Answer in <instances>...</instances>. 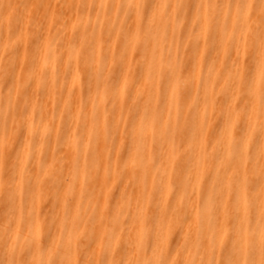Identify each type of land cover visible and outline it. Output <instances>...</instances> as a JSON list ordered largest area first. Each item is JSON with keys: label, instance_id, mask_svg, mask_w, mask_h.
<instances>
[{"label": "bare ground", "instance_id": "obj_1", "mask_svg": "<svg viewBox=\"0 0 264 264\" xmlns=\"http://www.w3.org/2000/svg\"><path fill=\"white\" fill-rule=\"evenodd\" d=\"M121 2L0 0V264L23 259V247L36 261L60 249L74 264H220L221 237L243 228L259 239V75L242 36L258 33L255 21L200 7L215 0L147 19ZM237 73L251 84L239 95ZM232 124L253 140L229 188ZM236 190L247 212L225 219Z\"/></svg>", "mask_w": 264, "mask_h": 264}, {"label": "snow or ice", "instance_id": "obj_2", "mask_svg": "<svg viewBox=\"0 0 264 264\" xmlns=\"http://www.w3.org/2000/svg\"><path fill=\"white\" fill-rule=\"evenodd\" d=\"M46 6V5H45ZM12 7V5H9ZM20 7V5H16ZM26 8H35V4H25ZM120 8L133 9L137 17L143 16L145 19L148 18L149 13L154 16L156 10L163 8L169 9L172 11H178L184 7V0H161L159 4L151 3V0H122L120 4L117 5ZM201 8H216L220 9L223 12H231L235 10L236 17L242 18L247 24L248 21L254 20L258 33L249 34L248 27H245L242 31V36L244 37L245 43L248 44L249 40L251 41L250 56L254 61L255 71L259 75V97L258 104L260 108V114L262 117L261 121V139L259 143V158H260V174H259V195H260V204H261V218L264 220V0H215L214 3L201 4ZM251 13V15H249ZM227 15L225 19H227ZM39 23V18L37 19ZM204 31L207 33L211 29L209 17L206 15L203 21ZM252 69H250L251 72ZM251 84H245L242 74L237 73L236 81V93L239 95L242 89L250 87ZM247 94V93H245ZM250 103L252 101H249ZM243 113L237 114V119H239ZM250 119V117H249ZM234 124L229 125L225 134L227 137V142L225 150L222 153L223 161L227 164L229 168V174L226 177L227 186L233 188L234 184L238 181V160H243L249 153L250 145H252L253 137L251 134L236 138L232 135V128ZM254 131V129H253ZM209 142L203 144L204 164L207 165V160L209 154L207 149L209 147ZM6 163V152L3 148H0V164ZM200 179L199 174L196 175V181ZM242 183L245 185V193L248 191V177L245 175ZM237 194L233 197V203L231 209L227 206L223 208V215L225 219L230 214H237L241 216L247 212V196L241 197L238 190ZM33 200L36 198V193L32 194ZM64 207H67V197L64 199ZM33 225L31 221H28V231H32ZM20 229L17 228V239L19 238ZM28 240V235H24V241ZM166 236H162L160 241L162 244H166ZM221 246L223 247L227 258L220 262V264H264V224H262L259 239L257 241L256 237L250 235L246 230L241 228L240 231L236 233L235 241L229 239L225 243L224 238L221 237L220 240ZM234 244H239V251L243 255V259L234 258L233 246ZM137 251L143 250V241L142 239L137 242ZM114 249L109 246L106 257L110 256ZM21 255L23 259L16 261L7 262V264H74V262L64 258L63 253L60 249L51 250L49 259L46 261H36L34 259H28L27 257L32 255V250L30 247H23L21 250ZM84 264H115L111 259L104 260H87L84 261ZM128 264H177V262H170L167 260H142V261H129Z\"/></svg>", "mask_w": 264, "mask_h": 264}]
</instances>
